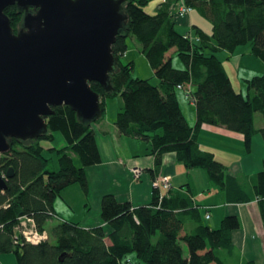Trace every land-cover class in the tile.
Returning <instances> with one entry per match:
<instances>
[{
    "label": "trees",
    "instance_id": "obj_1",
    "mask_svg": "<svg viewBox=\"0 0 264 264\" xmlns=\"http://www.w3.org/2000/svg\"><path fill=\"white\" fill-rule=\"evenodd\" d=\"M177 1L166 0L150 15L144 10L148 0H124L122 13L127 20L112 45L117 58L109 74L112 89L105 91L100 84L89 83L100 98L101 117L97 121L103 116L104 101L119 96L123 106L116 114L115 128L119 134L149 144L154 158L152 174L159 170L163 154L174 153L186 169L204 170L226 203L255 201L264 230V160L261 171L245 178L234 176L202 150L197 140L198 129L211 125L241 134L246 153L254 135L259 134L264 142V125L254 126V114L264 115V73L244 80V96L235 92L216 56L250 44L251 54L264 63V0H184L211 25L210 34L192 27L199 39L196 43L175 29L169 11ZM5 14L12 29L20 26L21 14L15 6L7 7ZM129 37L141 45L156 84L151 79L133 78V63L120 62ZM171 50L182 68L172 66ZM186 84L194 97V126L187 123L177 99V86ZM52 109L55 113L46 119V134L36 140H13L11 150L0 155V176L5 178L9 168L14 171L11 178H5L6 189L0 191V254H13L16 264H131L128 260L123 263L129 254L142 264H229L234 254L238 258L232 243V233L240 227L238 218L227 215L213 229L203 224L191 198L175 197L170 190L161 201L153 190L151 202L139 207L104 195L100 203L104 226L84 229L59 220L47 232L46 223L57 217L54 199L73 184L86 192L85 168L100 163L91 124L79 121L68 106ZM55 133L66 138L67 146L56 149L58 170L49 171L39 142H52ZM23 217L31 218L38 231L47 232L48 239L37 245L26 243L16 231ZM188 223L192 229L187 228ZM181 243L187 247V257ZM242 264L257 263L245 260Z\"/></svg>",
    "mask_w": 264,
    "mask_h": 264
},
{
    "label": "water",
    "instance_id": "obj_2",
    "mask_svg": "<svg viewBox=\"0 0 264 264\" xmlns=\"http://www.w3.org/2000/svg\"><path fill=\"white\" fill-rule=\"evenodd\" d=\"M124 0H0V155L11 142L47 133L54 107L68 106L87 124L101 117L100 98L89 83L111 91L112 52L127 17ZM22 15L13 33L5 14ZM9 168L5 178L13 176ZM0 176V191L6 189Z\"/></svg>",
    "mask_w": 264,
    "mask_h": 264
},
{
    "label": "crops",
    "instance_id": "obj_3",
    "mask_svg": "<svg viewBox=\"0 0 264 264\" xmlns=\"http://www.w3.org/2000/svg\"><path fill=\"white\" fill-rule=\"evenodd\" d=\"M165 1L155 0L149 2L147 5L149 12H151L150 7L157 4L152 10L156 13ZM176 6L173 3L169 11L173 17L175 29L178 26L184 29L181 34H194L192 27H201L200 20L196 16L194 18L190 16V13L195 11L191 10L189 16L178 18L175 13ZM203 31L207 33L206 30ZM177 99L187 123L194 126L196 123L194 105L184 99L183 92L179 89H177ZM122 106L123 102L120 101L117 109L113 113L111 112V118L109 116V118L104 119V112L107 110L105 103L101 120L91 124L100 155V163L85 168L87 190L86 192L83 191L84 193L82 192L84 203L79 205L82 217L78 221H74L72 215L63 218L55 210V201H53L56 218L77 223L84 229L104 226L100 216V203L104 195H113L117 201L128 202L132 207L147 205L151 202L153 196L151 185L153 179L167 176L170 178L171 183L169 193L175 197L191 198L194 205L198 206L202 221L206 220L205 214H209L207 221L212 222L213 229L218 228L221 220L227 215H234L238 218L240 227L232 233V243L239 260L237 264H242L245 260L264 264V230L256 202L245 204L226 203L223 193L215 192L204 170L186 169L176 160L174 153L163 154L159 170L157 173L152 174L154 158L150 153L149 144L135 137L119 134L115 128L116 114ZM257 115L259 113L254 114V126L258 129L264 125V115L262 114V121L256 126L255 118ZM54 140L58 144L61 141L62 143L65 142L62 147L67 146L66 138L60 133L54 134ZM197 140L200 148L211 153L216 161L227 167L231 175L245 178L262 169L264 142L259 134L252 137L249 153L245 152L243 136L224 127L202 125L198 129ZM49 150H52V148ZM135 167L142 171L140 178L137 180L133 178L130 172V169ZM74 191L76 190L68 192L69 195L73 196ZM81 191L79 190V193ZM61 198L63 199L62 196ZM69 207L74 208L73 204H70ZM216 225L217 227H214ZM187 228L192 229L193 225L188 223ZM0 264H16V260L11 254H0Z\"/></svg>",
    "mask_w": 264,
    "mask_h": 264
},
{
    "label": "rangeland",
    "instance_id": "obj_4",
    "mask_svg": "<svg viewBox=\"0 0 264 264\" xmlns=\"http://www.w3.org/2000/svg\"><path fill=\"white\" fill-rule=\"evenodd\" d=\"M153 1H155V0H148L147 5L149 4V2H153ZM153 4H155V3H153ZM147 5L144 7L145 12L150 14V15L155 14L154 12H152V10L157 6V4H155L154 6L152 5V7H150L151 12H149V8L147 7ZM176 9H177V6H176ZM190 16L192 18H194V16H196V18H198L200 20V26L202 27V29L206 30L207 33L211 32V25L204 18L199 17L196 14V12H191ZM177 17L183 18V17H179V16H177ZM18 28H19V24H17L13 28V32L16 33ZM176 29L180 33L184 31V29H182L178 26L176 27ZM126 45H127V51L123 56H121L119 58L120 62L123 65H126L128 62L133 63V70L131 73L133 78L151 79L150 82L152 84H156L157 80L153 77V72H152L147 60L145 59L144 55L141 52V45L139 43H137L131 37L127 38ZM168 55L172 56V66L174 68L180 69L183 67L180 59L178 58L176 53L174 54L173 50H171L168 53ZM216 56L222 62L223 66L225 68V71H226V73H227V75H228V77H229V79L233 85V89L235 90V92L241 93L244 96L247 94V87H246L244 80L251 79L254 76H260L264 73V63L259 58L255 57L254 55L251 54V45L250 44H246L244 46H239L232 53L219 52L216 54ZM181 92H183V96L185 99V92L183 90H181ZM120 101L122 102V99L119 96L107 99L105 101L106 106H107V110H106V112H104L105 113L104 119L109 118V116L111 118V112L113 113L115 111V109H117ZM186 101L189 102V100H186ZM261 116H262V113H259V115H257V117L255 118V125L256 126H258V124L262 121ZM39 143H40V146L43 148L42 156L47 160L45 169L49 170V171H57L58 170L57 151H56V149L55 150H49V149L50 148H57L58 149V148L62 147V145H65V142L62 143V141H61L58 144V143H56V140H53L52 142H49L46 140H41ZM80 188H81L80 185L73 184L61 192V196L63 197V199L61 198L60 195L54 199L55 210L57 211V213L59 215H62L63 218H66V217H69V215H72V217H74L73 220L75 219L74 221H78V219H80L82 217L80 215L79 205L84 203V197H83L84 194H82L83 190H82V188L81 189ZM71 190H76V191H74L73 196H70L68 193ZM79 190H82L81 193H79ZM70 204H73V206H74L73 209L71 207H69ZM59 220L60 219H57V218H53V219L49 220L46 223L47 232L53 226H55ZM203 223L205 225L213 228L211 221L203 220ZM214 227H217V225ZM18 235H20V234L18 233ZM181 247L183 249L184 256L187 257L188 253H187L186 245L184 243H181ZM11 256L15 259V256L13 254H11ZM236 259H237V256H236V254H234V256L230 260L229 264H233L232 261L236 260ZM127 260L130 261L131 264H142V262L139 259H137V257L134 254L127 255V257L125 259H123V263H125V261H127Z\"/></svg>",
    "mask_w": 264,
    "mask_h": 264
},
{
    "label": "built area",
    "instance_id": "obj_5",
    "mask_svg": "<svg viewBox=\"0 0 264 264\" xmlns=\"http://www.w3.org/2000/svg\"><path fill=\"white\" fill-rule=\"evenodd\" d=\"M176 5H177L176 16H179V17H184V16L189 15V13L192 10L185 3L184 0H178L176 2ZM183 38L189 41L190 43H196L199 40L196 35L191 34V33H184ZM177 89L183 90L185 92V99L189 100V102L192 104L194 103V97L192 95L190 84H186L185 86L178 85ZM130 172L135 180L139 179L142 174L141 169L137 167L131 168ZM151 185H152V190L158 192L160 201L163 198L164 194L171 189L170 178L167 176H161V177L154 178ZM21 219H20L19 225L17 226L16 230L26 243H29L31 245H37L48 239L47 232L38 231L35 226V223L33 222L31 218L23 217ZM205 219L206 220L209 219L208 213L205 214Z\"/></svg>",
    "mask_w": 264,
    "mask_h": 264
},
{
    "label": "flooded vegetation",
    "instance_id": "obj_6",
    "mask_svg": "<svg viewBox=\"0 0 264 264\" xmlns=\"http://www.w3.org/2000/svg\"><path fill=\"white\" fill-rule=\"evenodd\" d=\"M21 19H22V15H21ZM19 27H20V26H19ZM18 30H19V28H18ZM18 30H17V31H18ZM13 33H14V32H13Z\"/></svg>",
    "mask_w": 264,
    "mask_h": 264
}]
</instances>
